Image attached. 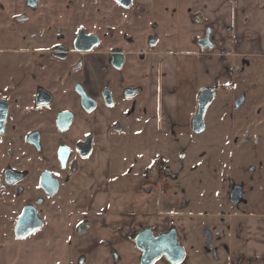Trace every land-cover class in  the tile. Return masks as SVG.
<instances>
[{
  "label": "flooded vegetation",
  "instance_id": "flooded-vegetation-1",
  "mask_svg": "<svg viewBox=\"0 0 264 264\" xmlns=\"http://www.w3.org/2000/svg\"><path fill=\"white\" fill-rule=\"evenodd\" d=\"M80 2L0 0V60L6 64L11 59L14 61L13 71L0 72V237L22 242L52 227L49 221L53 217L54 198L65 185L75 182L85 161L97 156L101 137L97 128L101 119L108 123L106 129L110 130L111 137L118 123L128 124L134 118L133 99L139 95V88L125 84L124 76L118 81L119 92L111 86L113 74L126 68L131 50L111 40L116 39L118 9L122 12V22L147 18L146 25L153 22L161 27L156 0H122L129 3L127 6L118 0L104 1V6L90 0L87 8ZM75 9L83 12L81 18ZM103 10L109 12V21L104 23L98 13ZM124 14L128 16L124 18ZM86 19L91 21L86 22ZM193 19L194 23L198 21L196 16ZM104 26L107 31L103 32ZM208 31L214 47L198 45L213 56L217 45L211 37V28H206L199 41L206 38ZM159 37L157 34L149 37V49L155 47ZM91 107L90 111L86 109ZM118 110L113 120L114 111ZM137 115L135 117L140 118ZM79 122L81 128L77 127ZM89 152L88 157H83ZM149 166L147 177L151 179ZM161 166L162 162L157 176ZM238 192L236 188L234 193ZM22 217L25 222L20 227L24 229L40 224L39 229L24 239L17 234L26 230L20 228L17 232L16 229ZM80 227H86V231L79 234ZM89 228L86 215L74 225L79 237ZM173 229L183 246L175 227L160 234L151 230L157 237ZM142 231L125 236L135 244ZM139 252L141 261L142 251ZM113 254L115 256L116 252ZM159 259L172 264L165 256ZM185 259L186 250L183 261ZM88 262V255L79 252L76 264Z\"/></svg>",
  "mask_w": 264,
  "mask_h": 264
},
{
  "label": "rangeland",
  "instance_id": "rangeland-1",
  "mask_svg": "<svg viewBox=\"0 0 264 264\" xmlns=\"http://www.w3.org/2000/svg\"><path fill=\"white\" fill-rule=\"evenodd\" d=\"M89 1L81 0L80 4L87 8ZM92 1L104 6V1L108 0ZM146 4L150 6L147 1ZM189 5L186 1L187 10ZM76 11L81 18L83 12ZM98 13L103 16L102 23L109 21L108 11ZM121 13L118 9L116 39L111 40L115 45L141 52L149 50V37L157 34L164 39L161 27L153 22L146 25L147 18L138 21L132 18L127 23L122 22ZM127 16L124 14V18ZM141 23L145 26H139ZM102 30L107 31V27ZM162 45L163 41L158 48ZM234 47L231 54H223L217 46L201 72L196 98L202 89L216 87V96L205 114L202 132H193L191 125L184 133L152 139L144 132L137 136L126 122L123 125L118 123L111 137L109 129L100 132L107 154L102 165L111 166L106 184L119 170L125 175H147L153 160L161 159V170L154 181V189L149 193L150 204L155 209L159 206L155 211H164L168 217L173 211L189 214V235L193 236L187 245L186 259L190 264H246L249 260L242 261L244 253L240 250L243 249L247 224L264 218V50L259 51L258 46L254 49V42L250 41ZM139 57L144 58V54ZM5 69L13 71V59L8 64L0 60V72ZM118 112L114 111L113 120ZM133 116H136L135 110ZM81 126L79 122L77 127ZM84 164L75 182L65 185L54 198L53 217L49 221L52 227L22 242L0 237V264H76L83 244L74 225L90 212L82 211L80 204L82 198L88 199L89 189L84 186L91 181L96 186L90 168L99 166L100 162L93 156ZM87 173L90 177L85 176ZM83 180L89 183L84 185ZM108 187L112 188L110 184ZM236 188L243 191L237 204L233 202ZM161 189L165 193H161ZM171 227L177 229L174 223ZM196 242L198 246L194 250L192 245L195 246ZM82 254L86 256L84 252ZM126 259L125 263V257H121V261H114V264H130Z\"/></svg>",
  "mask_w": 264,
  "mask_h": 264
},
{
  "label": "crops",
  "instance_id": "crops-1",
  "mask_svg": "<svg viewBox=\"0 0 264 264\" xmlns=\"http://www.w3.org/2000/svg\"><path fill=\"white\" fill-rule=\"evenodd\" d=\"M186 1L190 4L189 10L185 8ZM156 4L164 39L159 37L155 47L144 52V58L139 59L142 55L138 51H129L126 68L114 73L111 82L115 92L120 91L118 81L122 76L126 79L125 84L139 88L133 105L142 120L134 117L135 120L128 124L137 136L144 132L152 139L184 133L192 125L198 109L195 92L210 58L198 45L206 28H211L213 42L224 54H231L234 46L249 41L254 42V49L258 46L259 51L264 50V0H156ZM194 16L198 17L199 23L193 22ZM162 41L163 45L158 48ZM107 125L101 119L98 131L103 132ZM104 147L101 137L96 156L100 164L90 173L98 182L95 181V186L92 181L88 182L89 178L83 180L84 185L89 183L84 186L89 193L88 199L82 198L80 204V208L90 211L84 214L89 220V231L79 241L83 244L81 251L88 255L91 264H114V261H121V257H125V263L128 258L130 264H140V252L125 234L146 228L160 234L169 230L172 223L177 225L187 251L193 236L189 235V214L173 211L168 217L164 211H155L159 206L155 209L149 200L154 180L146 174L125 175L122 170L116 171L118 174L110 176L112 180L108 184L112 188H109L106 176L111 166L102 165L104 155L107 156ZM243 238L242 261L247 258L246 264H264V218L253 224L249 222ZM197 246L198 242L192 245L194 250ZM113 251L116 252L115 259ZM155 264H167V261L159 259ZM180 264L190 262L185 259Z\"/></svg>",
  "mask_w": 264,
  "mask_h": 264
},
{
  "label": "water",
  "instance_id": "water-1",
  "mask_svg": "<svg viewBox=\"0 0 264 264\" xmlns=\"http://www.w3.org/2000/svg\"><path fill=\"white\" fill-rule=\"evenodd\" d=\"M120 3L122 0H118ZM124 5H129V3H124ZM81 37L78 38V40ZM198 44L204 48L206 46L213 48L214 44L210 41V31L207 32L206 38L200 40ZM122 58V55H119ZM120 58V59H121ZM120 67V64L118 65V68ZM216 96V89L215 87H206L202 89L197 97L198 100V109L195 115L192 119V130L193 132L199 133L202 132L205 129V114L207 112L208 107L213 103ZM86 98V99H85ZM83 100H87V96L85 93H83ZM94 107V106H93ZM91 108H86L87 110H92ZM90 154L87 153L83 157H88ZM242 189L239 188L238 193L233 192V202L237 204L242 196ZM25 222V219L22 217L19 220L18 226H17V232H20V228L22 230H26L23 232V234H17V237L20 239L27 238L33 230L39 229L40 224L38 226H34L33 228L24 229L23 223ZM86 231V227H83L78 230V233H84ZM136 247L142 251V257L140 264H154L157 259H159L161 256H165L168 261H170L172 264H178L183 261L185 258V250L184 247L179 243V240L177 238V233L173 229L169 231L168 233H164L161 235H158L155 237L153 235V232L151 229H145L142 232H140L135 240Z\"/></svg>",
  "mask_w": 264,
  "mask_h": 264
},
{
  "label": "built area",
  "instance_id": "built-area-1",
  "mask_svg": "<svg viewBox=\"0 0 264 264\" xmlns=\"http://www.w3.org/2000/svg\"><path fill=\"white\" fill-rule=\"evenodd\" d=\"M161 165V159L155 158L153 162L149 166V174L152 176V178L157 176L158 169ZM155 186H158L157 183H155ZM161 193H164V190L161 189Z\"/></svg>",
  "mask_w": 264,
  "mask_h": 264
}]
</instances>
